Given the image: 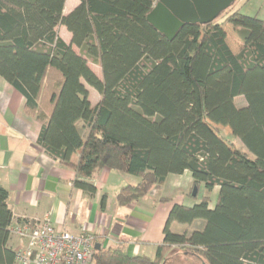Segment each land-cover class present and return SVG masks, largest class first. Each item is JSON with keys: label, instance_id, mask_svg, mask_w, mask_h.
<instances>
[{"label": "trees", "instance_id": "obj_1", "mask_svg": "<svg viewBox=\"0 0 264 264\" xmlns=\"http://www.w3.org/2000/svg\"><path fill=\"white\" fill-rule=\"evenodd\" d=\"M66 1L0 0V76L41 123L38 144L72 168L74 187L90 196L104 169L139 176L117 194L121 205L186 170L190 195L195 187L196 197L202 186L208 191L193 206L173 205L154 257L119 245L96 250L93 264H162L174 245L206 264H264V19L236 10L222 22L186 24L170 40L148 21L158 0H80L64 15ZM227 23L243 42L238 53ZM87 85L100 94L95 105ZM8 199L0 185V264H16L7 246ZM194 221L202 224L192 232L171 230L173 222Z\"/></svg>", "mask_w": 264, "mask_h": 264}, {"label": "crops", "instance_id": "obj_2", "mask_svg": "<svg viewBox=\"0 0 264 264\" xmlns=\"http://www.w3.org/2000/svg\"><path fill=\"white\" fill-rule=\"evenodd\" d=\"M79 3L80 0H67L64 15ZM57 29L68 31L63 25ZM67 33L69 39L61 36L70 42L72 35L69 31ZM232 49L238 53L242 47ZM87 87L91 96L92 90ZM100 98L93 101L90 97V100L95 105ZM25 103L23 94L0 76V185L9 191L8 205L13 213L11 227L19 222L38 221L49 216L60 229L73 233L86 231L93 235L96 250L121 245L129 255L154 257L163 242L164 227L173 205L193 206L201 200L190 195L194 178L189 170L182 174H169L164 185L155 187L148 196L121 205L117 200L119 191L129 184H137L140 177L104 169L94 179L96 193L93 196L86 194L73 185L75 171L62 165L56 156L38 144L42 125L26 113ZM78 156L76 153L73 158L76 160ZM169 185L178 190L176 197L165 192ZM216 189L218 193L219 188ZM206 194L208 192L203 196ZM105 195L107 200L103 207L102 198ZM161 198L171 200L160 201ZM214 200L215 197H212L210 207L214 206ZM196 223L173 222L171 230L176 233L192 232ZM25 245L26 241L10 230L8 248L16 252ZM176 249L180 247L174 245L169 252Z\"/></svg>", "mask_w": 264, "mask_h": 264}, {"label": "built area", "instance_id": "obj_3", "mask_svg": "<svg viewBox=\"0 0 264 264\" xmlns=\"http://www.w3.org/2000/svg\"><path fill=\"white\" fill-rule=\"evenodd\" d=\"M11 232L26 241L25 247L15 252L16 264H93L94 236L60 229L49 216L19 222Z\"/></svg>", "mask_w": 264, "mask_h": 264}, {"label": "rangeland", "instance_id": "obj_4", "mask_svg": "<svg viewBox=\"0 0 264 264\" xmlns=\"http://www.w3.org/2000/svg\"><path fill=\"white\" fill-rule=\"evenodd\" d=\"M236 10H240L242 13L248 14V15H258L259 18L264 19V0H235L234 3L230 6V8H228L226 12H223L217 18V20L219 22H222L228 14ZM224 26H225L226 31L228 32L227 34L228 40H229L228 43L230 47L231 48L233 47L236 50L243 47V42L239 38L232 24L227 23ZM58 32L60 33V35L69 39V36L67 33L68 31H66V29H59ZM76 50L79 51L78 48H76ZM89 64L93 70L97 71V75H99V77H102L101 67L93 60H89ZM89 87L92 90V94L90 97L93 99V101H97L100 97V94L93 87L91 86ZM236 102H237V105L244 106L246 104V99L243 96H239L236 99ZM216 126L220 129L223 135L235 141L240 149L248 151L246 146L240 141V139L233 134L229 126L218 125V124ZM165 192L167 194H171L173 197H176L179 193L178 190H176L175 188H172L170 185L166 188ZM207 192L208 191H205L204 187L202 186L196 198H199L198 200H200L203 194ZM216 193H217V189L215 188V190H213L210 194H212V197L214 198L217 196ZM201 222L202 221H197V223L194 225L195 228L201 226L202 224ZM203 263H204L203 260H201L195 253L189 250L182 249V248L169 252L162 262V264H203Z\"/></svg>", "mask_w": 264, "mask_h": 264}, {"label": "water", "instance_id": "obj_5", "mask_svg": "<svg viewBox=\"0 0 264 264\" xmlns=\"http://www.w3.org/2000/svg\"><path fill=\"white\" fill-rule=\"evenodd\" d=\"M235 0H158L148 21L170 40L189 23L207 24L217 19ZM195 187L193 195L196 196ZM99 249V246H97ZM203 264H206L205 262Z\"/></svg>", "mask_w": 264, "mask_h": 264}]
</instances>
